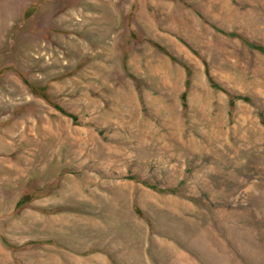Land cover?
Masks as SVG:
<instances>
[{"label": "rangeland", "instance_id": "obj_1", "mask_svg": "<svg viewBox=\"0 0 264 264\" xmlns=\"http://www.w3.org/2000/svg\"><path fill=\"white\" fill-rule=\"evenodd\" d=\"M0 264H264V0H0Z\"/></svg>", "mask_w": 264, "mask_h": 264}]
</instances>
